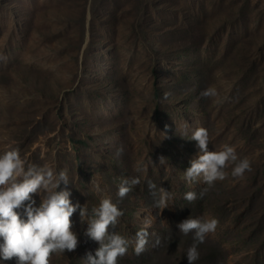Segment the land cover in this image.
I'll use <instances>...</instances> for the list:
<instances>
[{
  "label": "rangeland",
  "instance_id": "1",
  "mask_svg": "<svg viewBox=\"0 0 264 264\" xmlns=\"http://www.w3.org/2000/svg\"><path fill=\"white\" fill-rule=\"evenodd\" d=\"M0 54V153L18 147L28 163L66 171L60 188L86 204L85 219L111 197L123 216L110 231L133 242L118 264H189L193 234L177 227L187 218L219 222L194 264H264V0H0ZM208 87L218 95L202 97ZM201 127L210 151L228 145L250 161L243 178L230 164L213 185L184 179ZM160 187L170 198L157 215ZM70 219L79 246L50 264H85L98 247L79 210Z\"/></svg>",
  "mask_w": 264,
  "mask_h": 264
},
{
  "label": "clouds",
  "instance_id": "2",
  "mask_svg": "<svg viewBox=\"0 0 264 264\" xmlns=\"http://www.w3.org/2000/svg\"><path fill=\"white\" fill-rule=\"evenodd\" d=\"M0 60H6V57L0 54ZM217 95V90L213 87L201 92L204 98ZM190 140L196 142L200 155L192 159L190 166L184 171V179L188 182L202 178L205 184L213 185L216 181L226 179L228 174L225 169L230 164L234 165L231 171L233 178H243L245 172L251 170L250 161L246 158L239 159L231 146L225 145L220 151H210L209 133L205 128L196 129ZM122 152L123 148L119 147L116 155L119 156ZM159 161L161 165H165L167 158L161 156ZM69 182L64 170L57 173L47 165L28 163L22 158L18 147L0 153V259H15L16 264H50L54 254L74 252L79 246V238L72 231L70 218L77 210L81 220H87L86 237L98 245L94 254H86L85 264H118L119 258L127 254L130 243L133 242L115 231H110L115 229L123 216L118 205L112 202L111 197L105 196L92 209V218L85 219L88 216L86 204H73L70 200L71 192L66 187L60 188L62 183L67 186ZM139 184L138 177L124 179L119 185L117 196L124 199ZM95 187L100 191L98 185ZM156 187L153 182H148L150 190ZM159 191L161 196L155 200L154 207L163 210L168 207L170 196L162 187ZM36 194L41 196L38 207L33 199ZM152 194L155 196V191ZM184 199L194 203L197 194L187 192ZM218 223L215 218H187L177 225L181 233L193 234V244L186 254L189 264H194L199 258L198 245L204 242L208 234L215 232ZM148 226L146 224L145 228L135 234L136 255L145 250L149 236L146 230Z\"/></svg>",
  "mask_w": 264,
  "mask_h": 264
},
{
  "label": "trees",
  "instance_id": "3",
  "mask_svg": "<svg viewBox=\"0 0 264 264\" xmlns=\"http://www.w3.org/2000/svg\"><path fill=\"white\" fill-rule=\"evenodd\" d=\"M155 1H157V0H147V2H149V3H152V2H155ZM149 7H150V6H147V9H148ZM160 92H161V91H160V87H159V86L155 87L154 95H155L156 99L160 97ZM156 111H157V113L160 111V104H159V103L156 104ZM78 142H80V143H84L82 140H78ZM152 207H153V208H156V207H154V203H153ZM160 211H161V209H157V208H156V214H157V215H159Z\"/></svg>",
  "mask_w": 264,
  "mask_h": 264
}]
</instances>
